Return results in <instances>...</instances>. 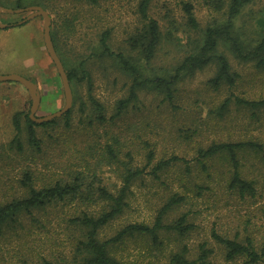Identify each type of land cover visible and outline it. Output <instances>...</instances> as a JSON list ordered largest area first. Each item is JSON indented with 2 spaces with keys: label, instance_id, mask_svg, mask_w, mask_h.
<instances>
[{
  "label": "rangeland",
  "instance_id": "374dc122",
  "mask_svg": "<svg viewBox=\"0 0 264 264\" xmlns=\"http://www.w3.org/2000/svg\"><path fill=\"white\" fill-rule=\"evenodd\" d=\"M139 1L0 0L1 7L11 10L0 9V74L17 73L37 85V117L61 109L65 96L59 73L44 46L43 17L35 15L22 21L30 10H16L38 5L49 13L53 48L64 70L73 71L69 117L63 114L46 126L34 125L39 148L27 135L26 118L31 106L28 88L17 81H0V205L27 193L22 183L25 174L35 187L51 179L70 181L72 177L64 169L68 160L73 166L77 160L74 158L73 163L71 158L82 157L88 147L97 150L106 142L113 143L119 149V161L98 164L93 175L86 171L82 188L92 189L95 203L90 211L104 206L95 191L98 185L116 193L127 168L138 167L145 173L133 178L123 211L99 230L98 237L108 238L127 223L152 224L173 195L182 199L165 209L163 223L187 214L188 223L193 225L187 233L162 230L159 247L147 235L126 237L110 248L113 257L124 264H169L171 256L184 247L189 249L187 257L195 259L199 245L206 243L212 249L206 264H245L243 256L225 260L211 232L241 242L250 238L255 244L264 237L261 154L251 149L238 153L239 172L253 181V196L227 188L232 167L225 154L206 159V170L194 158L198 149L212 143L255 141L264 145V107L252 110L234 101V97L264 100V70L254 62L239 61L230 46L219 41L214 55H225L231 70L237 73L232 86L222 82L215 87L210 81L218 67L214 59L200 70L183 73L174 86L171 102L159 88L144 86L115 116L118 102L128 96L132 81L116 53L131 58L142 77H166L195 51L206 27L223 25L227 20L229 0H151L148 14L158 23L159 43L154 57L146 61L127 42L143 24L137 10ZM184 3L191 5L196 27L187 21ZM12 23L16 24L7 26ZM106 30L111 54L105 53L100 44ZM232 34L247 48L260 41L264 35V0H252L241 9L232 20ZM227 98L230 101L224 109L221 105ZM15 113L20 122L18 133L13 125ZM148 152L154 158L148 159ZM172 155L189 160V169L177 162L160 172L159 178L148 174L158 159ZM74 205L53 203L8 224L0 236V264H80L76 247L82 234L68 222Z\"/></svg>",
  "mask_w": 264,
  "mask_h": 264
},
{
  "label": "trees",
  "instance_id": "16d2710c",
  "mask_svg": "<svg viewBox=\"0 0 264 264\" xmlns=\"http://www.w3.org/2000/svg\"><path fill=\"white\" fill-rule=\"evenodd\" d=\"M84 1L97 3L101 0ZM251 1L252 0H229L227 5L226 22L223 25L206 27L201 41L198 42L195 47V51L186 55L174 68L173 72L166 77L157 75L153 77H142L138 66L131 60V58L122 53H116L115 56L121 67L131 75L132 81L129 87L128 96L124 99H120L118 102L115 116L121 112L129 101L136 98V90L144 86L159 88L165 94V98L168 102H171L174 97V86L181 78L182 74L200 70L214 59L217 61L218 67L216 74L210 79V81L215 87H218L222 82H227L229 86H232L238 78L237 73L231 70L229 60L225 55H214L219 41L227 43L234 56L239 61L254 62L256 67L264 70V35L256 45L247 48L232 34V20L239 14L241 9ZM150 2L151 0L139 1L137 10L142 18L143 24L137 32L127 38L129 46L133 49H137L141 54V57L146 61H149L154 57L157 44L159 43L158 23L148 14ZM17 6L19 7V1H17ZM183 9L187 15V21L191 26L196 27L197 24L191 11V5L184 3ZM15 24L16 23H12L7 26H13ZM108 38L109 31L106 30L101 34L100 44L105 53L111 54L107 45ZM51 39H53L52 36ZM66 74L68 80H70L73 76V71L68 70L66 71ZM86 80L89 84V77H87ZM89 98L94 102L96 107H98L97 102L90 95ZM229 101V98L225 99L221 107L225 109L229 104ZM234 101L236 104L248 107L252 110L264 107L263 99L248 100L234 97ZM69 114L70 110L64 113V117L67 119ZM53 120L54 119L47 122L37 123L27 116L28 139L36 148H39L40 141L35 133L34 125L46 126L53 122ZM66 124L68 123L66 122ZM13 125L16 133H18L20 130L18 113H15L13 116ZM103 148L104 150H102ZM245 149H251L256 153H260L264 161V145L255 141L212 143L206 148L198 149V155L194 158V161L201 166L202 170H206V159L217 154H225L232 167V173L227 182V188L229 190H236L242 196L245 194L253 196L255 194L253 181L243 178L239 172L240 161L238 153ZM85 150L86 149L82 151V154ZM77 151L80 152L81 150ZM96 151H100V153H97ZM118 151V147H114L113 143L106 142L97 150L88 147L87 151H85V155L82 157L77 158L73 156L71 158L72 162L74 163L75 158L77 160L76 163L73 166H69L70 164H68V160L66 167L64 168L67 169L66 174L72 177L70 181L63 180V178L51 179V181L35 187L32 185L31 177L28 174H25L22 183L27 186V193L22 197L12 199L0 205V236L3 235L4 229L8 224H15L23 214H29L32 216L34 211L43 210L57 202L76 204L73 207V214L69 217L68 222L82 234V239H78V245L76 247L81 255L80 264H124L110 254V248L124 238L132 237L137 234L147 235L150 237L152 244L159 247L162 245V240L159 235L162 230L168 232L176 231L178 233H187L190 231L193 225L188 223L187 214L186 216L184 214L181 215L174 222L168 224L163 223L161 219L165 209L169 205L175 204L182 199V197L178 195H173L158 211L152 224L143 222L127 223L121 226L114 235L108 238L100 239L98 237L99 230L108 225L123 211V207L126 205L125 199L127 190L133 178L145 173L143 169L138 167L127 168L126 173L122 177L123 185L116 193L108 191L107 188L102 185H98L95 191L97 192L98 197L104 201V206L98 211H90L89 207L93 206L95 203H93L94 200L92 199V189L85 191L82 188L86 171L89 170L93 175V171L98 164H111L118 162ZM125 155L129 157V159L131 158L130 153H125ZM147 158H154L153 153L148 152ZM177 162L185 163L186 169H189V160L172 155L168 158L158 159L148 174L155 178H159L160 172L165 171L169 166ZM211 236L221 247L225 260L231 261L237 257L243 256L245 257V264H264V237L261 238L258 244H255L250 238H246L244 242H241L234 238L230 239L220 235L215 231L211 232ZM185 253L186 257L184 256ZM188 253L189 249L187 247L182 248L180 253H175L171 256L169 264H206L208 257L212 253V249L206 247V243H201L198 247V254L195 259H189L187 257ZM44 264L55 263L45 261Z\"/></svg>",
  "mask_w": 264,
  "mask_h": 264
},
{
  "label": "water",
  "instance_id": "95a60500",
  "mask_svg": "<svg viewBox=\"0 0 264 264\" xmlns=\"http://www.w3.org/2000/svg\"><path fill=\"white\" fill-rule=\"evenodd\" d=\"M0 9L11 11L10 9H5L1 6H0ZM24 10H30V13L22 21L27 20L30 17L35 16V15H40L43 17L44 46H45L46 51L48 52L50 58L52 59L53 63L55 64V67H56V69L59 73V76L61 78V83L63 86L64 96H65V105L61 109H59V110H57L51 114L41 116V117H37L35 115V111L39 105L40 93L38 91L37 85L34 82H32L29 78L24 77V76L17 74V73L0 74V81H17V82H20L23 85H25L28 88L29 93H30V97H31V106L29 109L28 116L34 122L42 123V122L50 121L54 118L62 116L64 113H66L70 109L71 104H72V94H71V89H70L69 80H68L66 71L64 70L62 62H61L60 58L58 57L57 53L55 52L53 45H52V40H51V36H50L51 17L49 15V13L44 8H42L41 6H38V5L29 6L26 8H21V9H18L16 11L21 12ZM2 26L3 25L0 24V27H2Z\"/></svg>",
  "mask_w": 264,
  "mask_h": 264
}]
</instances>
